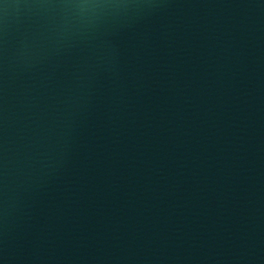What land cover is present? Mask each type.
Instances as JSON below:
<instances>
[{
	"label": "water",
	"instance_id": "obj_1",
	"mask_svg": "<svg viewBox=\"0 0 264 264\" xmlns=\"http://www.w3.org/2000/svg\"><path fill=\"white\" fill-rule=\"evenodd\" d=\"M0 264H264V0H0Z\"/></svg>",
	"mask_w": 264,
	"mask_h": 264
}]
</instances>
